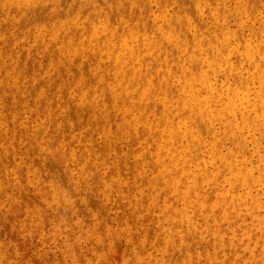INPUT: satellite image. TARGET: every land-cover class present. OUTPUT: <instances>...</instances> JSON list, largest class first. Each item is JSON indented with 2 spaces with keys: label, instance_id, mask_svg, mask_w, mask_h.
<instances>
[{
  "label": "clouds",
  "instance_id": "1",
  "mask_svg": "<svg viewBox=\"0 0 264 264\" xmlns=\"http://www.w3.org/2000/svg\"><path fill=\"white\" fill-rule=\"evenodd\" d=\"M0 264H264V0H0Z\"/></svg>",
  "mask_w": 264,
  "mask_h": 264
}]
</instances>
